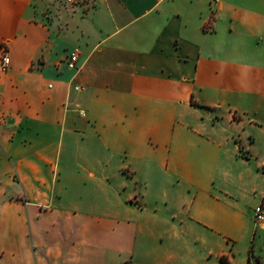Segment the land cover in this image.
Segmentation results:
<instances>
[{
    "label": "crops",
    "instance_id": "crops-1",
    "mask_svg": "<svg viewBox=\"0 0 264 264\" xmlns=\"http://www.w3.org/2000/svg\"><path fill=\"white\" fill-rule=\"evenodd\" d=\"M59 1L0 0V264H264V0Z\"/></svg>",
    "mask_w": 264,
    "mask_h": 264
},
{
    "label": "built area",
    "instance_id": "built-area-1",
    "mask_svg": "<svg viewBox=\"0 0 264 264\" xmlns=\"http://www.w3.org/2000/svg\"><path fill=\"white\" fill-rule=\"evenodd\" d=\"M65 1L67 3L74 2V0H65ZM212 1L216 2L217 0H212ZM79 58H80L79 50L77 48H73L66 52L63 60L68 69L76 71L79 68ZM9 63L10 60H9L7 45L5 43H0V74L7 72ZM73 89L75 91L80 90L78 86H74ZM77 112L80 115L85 114L84 110L82 109H78ZM253 219L256 223L264 222V192L259 202L253 208ZM250 264H252V262H250Z\"/></svg>",
    "mask_w": 264,
    "mask_h": 264
},
{
    "label": "rangeland",
    "instance_id": "rangeland-1",
    "mask_svg": "<svg viewBox=\"0 0 264 264\" xmlns=\"http://www.w3.org/2000/svg\"><path fill=\"white\" fill-rule=\"evenodd\" d=\"M59 5L58 8H53V11L56 9V11H58L59 14H61L62 12H71V8H74L76 5H81L84 6L83 4H87L85 7H83L82 9L86 10L87 6H92L94 4V0H74L73 3H67L65 0H60L59 1ZM52 11V9H47L46 13H50ZM253 156V161L251 163V165H249V169L251 170L252 173V178L254 180H258L260 175L264 173V167L263 166H258V163L261 162L262 160H264V143H262L260 140L256 143L254 150L252 152ZM255 244L256 246L261 244L262 245V250L264 253V242H260V240L258 239V237H255ZM236 257H240V255H238V253L236 254ZM251 262L252 264L255 263L256 264V259L251 256ZM236 264H245L241 259H238V262ZM250 264V263H249Z\"/></svg>",
    "mask_w": 264,
    "mask_h": 264
},
{
    "label": "trees",
    "instance_id": "trees-1",
    "mask_svg": "<svg viewBox=\"0 0 264 264\" xmlns=\"http://www.w3.org/2000/svg\"><path fill=\"white\" fill-rule=\"evenodd\" d=\"M220 261L224 263V258H223V257H221V258H220ZM255 262H256V264H260V262H259L257 259H256V261H255ZM249 263H250V262H249Z\"/></svg>",
    "mask_w": 264,
    "mask_h": 264
}]
</instances>
